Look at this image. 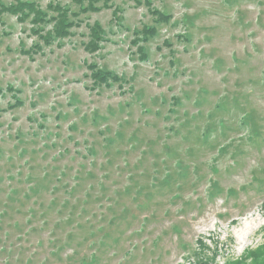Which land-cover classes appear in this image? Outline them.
<instances>
[{"label":"rangeland","instance_id":"1","mask_svg":"<svg viewBox=\"0 0 264 264\" xmlns=\"http://www.w3.org/2000/svg\"><path fill=\"white\" fill-rule=\"evenodd\" d=\"M20 1L44 21L6 10ZM96 6L0 0V264H264V0ZM84 194L104 229L56 256L53 197Z\"/></svg>","mask_w":264,"mask_h":264},{"label":"trees","instance_id":"2","mask_svg":"<svg viewBox=\"0 0 264 264\" xmlns=\"http://www.w3.org/2000/svg\"><path fill=\"white\" fill-rule=\"evenodd\" d=\"M73 1L76 4L81 5L82 9L85 11V10H88V9L89 10H97L96 3H98V2H100L102 0H73ZM103 1H107V0H103ZM86 3H87V5H86ZM82 5H85V6H82ZM6 10L8 12H12L14 14H19V13L24 14V15L27 14V13L33 14L37 21H44V18H45V13L43 11H41L33 2L20 1V2H18V4H11L9 6H6ZM54 10L58 11V15L61 18V26H64V29L62 28L60 30L61 31L60 33H58L59 32L58 28H55L54 32H55V34H58L60 36H61V34H62V36H66L68 34L67 33V28L72 26L70 20L66 21V19L69 16H64V13H66V15H68V12H66L67 10L65 11V10L61 9L59 6H55ZM26 11H27V13H26ZM90 28H91V31H92V37L93 38L87 44L86 48L88 50L95 51V50L98 49V47L100 45V42L103 40L101 38V36H100L101 32L103 33V28H102V26L99 23H95ZM147 31L149 33H152L153 29L147 28ZM91 67L94 70L93 71V74H94L93 77L95 79V82H97V84H105V83H107L106 76L109 74L108 71H105L103 69H97V68H95V65H92ZM108 79L115 80V79H118V78L115 77V76H111ZM245 115L246 114H244V116H243V118H244L243 122L246 121V116ZM244 125H247L249 127V129L251 131L249 133L250 137H252V135L256 134L255 133V129L251 127V124L249 123V120H247L244 123ZM109 163L110 164H108V165H112L113 166V163H111V162H109ZM84 168H85V166L82 165L81 169L84 170ZM108 169L110 170V167ZM107 171L108 170H106L105 172H107ZM83 173H86V175H85L84 178H81L80 176H82L81 174H83ZM83 173L81 172L80 176L75 177L76 178V182L74 183L73 186H70L68 189H66V193L67 194L75 195V193L79 190L80 185L87 181V179H88L87 175L89 173H87V172H83ZM130 179H131L130 183L132 184V182L135 181V179H134L133 176H131ZM90 184H92V183H89V185ZM131 184H129V185H131ZM53 187H56V186L54 185ZM123 188H125V186ZM125 189H127V188H125ZM84 191H86L85 188H84ZM90 200H91V197L85 196V194H84L83 198H81L80 200L72 199V198H69V197H64L62 200H58V197H56V196L53 197V206H55L57 209H60V211L65 209L66 213L62 214L63 212H61L60 215L65 216L66 221L69 222V223H65L64 224L65 226L62 227V228L65 229V236H64L65 239H64L63 242H56L57 238H58L56 230H55V232L54 231L52 232L53 237L49 238V241L51 240L52 243L55 245V248H52L51 252L55 253L56 256L58 254H61V249H63L65 247L64 246L65 243L68 244V243H70V241H73L74 239L79 238L77 236L79 234L77 232L78 228H80V227L82 228L84 226L89 227V228H87L86 234H82L81 235V238H89V234L95 236L96 234L98 235L99 232L103 231V229H104V227H103L104 224L103 223L98 224L97 227H96V229H97L96 230L93 227H90L91 226V221H88L89 217L85 218L84 222L81 221L80 218H79V216H81V215H82V218H84L83 217V212L87 211L86 207L88 205V201H90ZM111 205H113V204H111ZM104 215H105V212H104V214H98L99 217H104ZM60 219H63V218H60ZM77 226H79V227H77ZM59 228H60L59 226L56 227V229H59ZM78 243H81V241H79ZM93 257H95V256H92L91 260L87 256L86 257H84V256L80 257L79 263L80 264H93L94 263V258ZM71 260H72V257H71ZM95 261H96V258H95ZM196 264H208V263H207V260H205L202 257H199V258H197Z\"/></svg>","mask_w":264,"mask_h":264}]
</instances>
